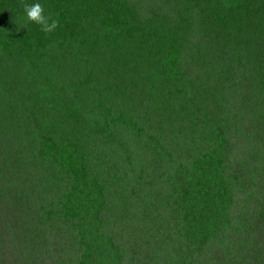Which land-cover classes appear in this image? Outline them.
<instances>
[{"label": "trees", "instance_id": "trees-1", "mask_svg": "<svg viewBox=\"0 0 264 264\" xmlns=\"http://www.w3.org/2000/svg\"><path fill=\"white\" fill-rule=\"evenodd\" d=\"M68 1L74 0H0V61L7 67L0 72V240L3 232L13 236L18 231L25 246L33 248V256L46 248L49 258L56 256V264H264V74L251 77L247 71L252 63L264 68V49L249 54L243 47L227 65L220 63L213 44L208 45L204 62L194 54L185 56L173 32L179 22L190 20L184 19V10L191 11L194 0H173L164 6L157 0H95L89 12L92 0H85L88 13L69 12ZM33 2L41 3L49 22L58 21L53 31L44 33L40 25L27 21L24 6ZM248 3L241 0L237 9H245ZM120 7L128 22H119ZM128 13L134 17L131 21ZM226 13L215 8L214 24ZM142 18L153 25L157 44L150 47L146 40L129 51L127 41L119 38L121 24L127 32L137 21L134 33L146 38ZM261 18L264 31V15ZM83 19L101 33L92 43L85 29L78 35ZM105 57L116 64L119 78L120 66L125 69L132 64L130 71L138 70L140 77L130 78L123 72L124 78L142 80L145 86L154 81L150 78L157 70L161 76L169 75L168 70L175 72L182 83L175 79L167 84L172 85L174 98L180 95L190 100L203 92L206 84L201 80H216L223 98L205 116L192 103L182 105L179 114L172 103L175 100L162 103L161 111L174 114L160 115L169 118L172 131L190 120L188 131L179 130L183 145L177 160L160 152L159 160L149 163L126 157L124 173H106L95 166L108 154L107 147L101 146L107 154L99 157L94 149L97 140L88 133L77 135L76 129H98L100 134V129L109 130L113 135L103 138L107 145L121 138V128L127 125L126 116L115 110L119 84L108 82L107 77L108 89L103 94H108L109 111L98 117L83 113L95 111V92L87 91V76L76 85L77 73L87 60L105 63ZM110 71L109 78L114 67ZM86 93L87 98L81 99ZM148 100L153 102L154 97ZM62 109L68 112L72 136L62 137V146L58 150L57 145L53 157L41 139L48 134L49 124L58 120L52 114ZM159 129L162 137L165 125ZM131 130L130 143L136 151L143 141L136 137L134 126ZM162 143L157 140V148ZM234 159L240 160L238 168ZM49 162L50 170L73 172L66 190L72 188L76 202L68 197L65 203L48 205L43 190L52 174L45 167ZM62 178L52 176L51 187L59 186ZM79 182L80 191L76 190ZM142 192L147 205L139 201ZM170 195L174 201L169 205ZM151 197L157 200L155 208ZM88 204L87 216L94 222L105 213L124 225L121 236L103 238L98 250H94L95 240L77 234V230L82 233L77 229L78 213H84ZM75 218L76 223L71 222ZM49 233L51 243L44 240ZM72 249L78 251L67 253Z\"/></svg>", "mask_w": 264, "mask_h": 264}, {"label": "clouds", "instance_id": "clouds-1", "mask_svg": "<svg viewBox=\"0 0 264 264\" xmlns=\"http://www.w3.org/2000/svg\"><path fill=\"white\" fill-rule=\"evenodd\" d=\"M94 1L95 0H92L88 12L93 10L92 4L94 3ZM157 1L160 3V6H164L167 2L173 0ZM151 2L155 3V0H151ZM227 2L228 0H212L210 2L208 0H194L195 6H193V9L191 8V11L189 9L187 11L184 10V19L190 20L186 22H179V25H175L176 31L173 32V35L175 42L177 43V47L184 50L185 56L188 54H194L198 57V59L204 62L206 60L205 55L208 45L213 44L219 51L220 63L222 65H227L229 63V60H231L235 56L236 52L241 50L243 47H245L246 50L249 51V54L259 52L264 49V31L261 29V17L264 15V0H250V3L246 4L245 9L241 10L237 9V5L241 3V0H231V3H229L228 5ZM67 7L69 12L74 10L83 13H88L85 12V0H74L73 2L68 1ZM215 8H217L218 12H227V15L221 20L216 21L217 23L214 24L213 14L215 13ZM119 11H121L122 13L121 19H118L119 22H128V17L126 16V13L123 12L122 7L119 8ZM244 11L246 12L244 13L243 17H241L240 14ZM24 14L26 16L27 21H31L40 25L41 31H43L44 33H49L58 26V21L55 19H52L51 22H49V17L45 14L44 8L39 2L26 4L24 6ZM149 14L150 12H147V17L149 16ZM128 15L131 21L134 17H132L129 13ZM114 21L116 20L113 18V22ZM141 23L146 28V38H144L142 35L134 33L133 29H137V21L132 27H130V29L127 30V32L126 26H123L124 24H121L122 27L119 33V38H123L124 41H127L125 47L129 51H134L135 49H137V47H140L139 43L145 42L146 40H149L150 47L152 45L157 44L158 36L154 33L153 25H151V22L147 24L146 19L142 18ZM83 29L86 30L87 37L90 43L94 42L95 39L101 36L100 31H98L94 25H88L85 19H83V22L77 30L78 35H80ZM129 31H131V35L128 34ZM168 39L172 40V34H170ZM2 50L3 48L0 46V53ZM86 62L87 63H84L77 73V77L75 79L76 85L79 86L81 78L87 76L89 83L86 89L87 91L95 92V94L93 95L94 97L92 99L95 100V102L93 101L95 111L97 108V102L100 101L102 103H105L106 111L104 114H107V111H109L110 109V103H108V94H103L108 89L107 84H105V77H107L108 82L113 83L114 81H117V85L119 84L120 92H118V101L116 102L117 109L115 110L119 114L126 116V126H131V128L134 126L136 129L135 132L137 134L136 137H138L141 141H143V133L146 132H150L153 134L151 136V140L153 143L157 144V140L159 139L163 141L159 133V128L160 125H165V129L166 124H169L171 126V123L168 120L169 118L165 119L161 116L157 118L156 123L158 125V131L153 128L152 125H150L152 129H150L148 124L143 125L144 129L140 130V123L138 121H144L143 115L151 116L157 113H159V115L168 113L167 117L173 116L174 114H172L171 111H161V106L163 105L162 103L166 100H170L169 102L175 100L172 101V103L174 104L178 114L182 110V105H185V103H192L191 106L194 104V108H198V113L201 116H205L211 113L210 111H214L215 106L219 105V102L223 98V95H219V92L216 88V80H210L207 78L201 80V82L206 84L205 86L201 87L203 88L202 93H197L190 100L182 99V97L178 95L177 97H179V99L174 98L175 96H172L173 87L172 85L167 86V84L170 83V81H175V79H177L178 83H182V79L171 70H168L169 75L165 74L163 76H161L159 71L157 70V74L155 75V77L150 78L154 81L145 86L142 80L133 81L124 78L123 72H126L127 77L130 78H134L136 77V75H138V70L130 71V69L132 68V64L129 66H125V69L120 66L121 77L119 78L118 68L116 64H112L109 61H106V57L105 63L98 62L95 60H87ZM4 65L5 63L0 61V72L7 71V67H5ZM72 66L74 67L75 63H73ZM113 67L115 69V72H112L114 75L109 78L108 71H110V69ZM247 71L248 75H250L251 77L257 74H264V68H262L260 65H255L253 63L248 67ZM21 80L24 81L26 80V78H22ZM75 93H77V91H75ZM97 96L101 97V99H97ZM149 96L154 97L153 102H150L148 100ZM84 98H87V93L82 95L81 99ZM81 99H77V101H80ZM143 99L144 101H142ZM128 101L131 102V111L129 110V107L127 105ZM63 109L61 112L58 113V115L52 114V118H58V120L49 124L50 128L48 134L45 135V139H41L43 143H48L50 154L53 157L54 152L58 151L62 146V137L72 136L68 132V130L70 129L67 122L68 112L64 111L65 109ZM86 111V109L83 110V113L85 114ZM89 112L93 113V111L90 110ZM60 114L61 116L59 117ZM86 117L88 116L86 115ZM126 126H123L121 130H123ZM190 126V120L186 121L183 125H179L175 131H172L171 126V131L173 132L171 136L173 137L170 138L171 142L169 145L164 142L162 143L161 154L164 153L163 157H170L171 154L178 153L179 149H181V146L183 145L180 142L182 139V135L179 130L182 129L188 131V128ZM92 129L94 128L92 127ZM94 130L95 131L88 128L85 129L84 127H80L79 129H76V134L81 135L84 133L87 135L88 133L91 134V136L94 137L95 140H98L99 136L101 135L105 138L107 137L104 129H100V131L103 132L101 134L98 132V129ZM69 141L70 140H68V142L65 144L68 145L70 143ZM57 145H60L58 150ZM76 148H78L77 144L75 145L73 150H75ZM96 154L100 157V153L96 151ZM95 166L98 167V164L95 163ZM45 167H47V169L52 173L49 175V179L51 181L52 176L54 179H57L58 176L61 177L63 175V178L60 181V185L63 187L67 178H73L71 177V175L73 174V172L71 171H65L63 169L50 170V162ZM106 173L109 172L106 171ZM71 179H69V182L71 181ZM50 180L48 181V184H46L45 189L43 190V192L46 191L49 194L54 192V189L56 188L51 187ZM76 190H82L80 182ZM46 192L43 193L44 196L47 194ZM74 195L75 193L72 190L71 194L68 196L70 197V201H72V196ZM68 197H65L64 200H66ZM47 199L49 202V195H47ZM81 202L82 201L80 199L78 203L79 207L83 206Z\"/></svg>", "mask_w": 264, "mask_h": 264}, {"label": "rangeland", "instance_id": "rangeland-1", "mask_svg": "<svg viewBox=\"0 0 264 264\" xmlns=\"http://www.w3.org/2000/svg\"><path fill=\"white\" fill-rule=\"evenodd\" d=\"M141 75H144V72H141ZM136 77H140V75H136ZM97 99H101V97H96ZM129 110L131 111V102L128 101L127 103ZM106 111V105L105 103L102 102H97V108L95 112H89L86 111L85 114L89 117H98L100 114H104ZM159 113L155 114V115H143L144 117V121H138L139 127L141 128L140 130L144 129L143 125L148 124L149 128L152 129L150 127V125L153 126V128H155L158 131V125L156 123L157 118H159ZM106 136H112L113 133H111L109 130L104 129ZM115 133V132H114ZM123 134V135H122ZM133 131L131 130V128L129 127H125L121 133L122 137L121 138H117L113 143H109V144H105L104 136H99L98 140H97V148H94L98 153H103V154H107V152L105 150H103L101 148V146H105L107 147L108 150V154L105 155L103 158L97 160L95 163L98 164V167L102 168L104 171H110V170H119V171H123L124 173V169L126 167V162H125V158H141V162L144 161L146 163H149L150 161L153 160H159V154L161 152V149L157 148L156 143H153L151 140V136L153 135L150 132H146L143 133L142 138H143V144L141 146L138 147V149L136 151L133 150L131 143H130V137L132 136ZM173 134V132L171 131V126L169 124H166V129L165 132L162 134V139L163 142L166 143L167 145L170 144L171 139L173 136H171ZM249 150V148L247 150H245L246 152ZM180 151V149H179ZM178 155H180V153H178ZM171 160H177V153L171 154L170 155ZM121 159V161L119 160ZM174 159V160H173ZM118 161V163H117ZM162 163L159 162L158 164ZM234 163H235V167L238 168L239 164H240V160L238 159H234ZM119 164V165H118ZM101 177H111V175L108 174H103ZM69 179L71 178H67L64 187L59 185L58 187H56L54 189V192H52L51 194H46L49 195V202L48 205H50L51 203H57V202H64V198L68 197L71 194L72 189L66 190L71 184L69 182ZM148 178H146L145 181H147ZM86 182V181H85ZM108 192H110V190H108ZM107 192V193H108ZM146 194L144 192L139 194V201H144V203L146 202ZM74 196H72V201L76 202V200H74ZM151 201L153 203V208H155L157 205L155 203H157V200L154 197H151ZM174 201V197L172 195L169 196V200L168 203L169 205L171 204V202ZM146 204V203H145ZM47 206V204H45ZM147 205V204H146ZM90 207V204H88L86 206V208L84 209V213L80 212L79 217H78V225H77V229H79L82 233H80L77 230V234L79 235V237L81 238L82 235H87L89 238L95 240V249L94 250H98L100 247V243L103 241L104 239H107L109 237H111L113 234L114 235H120L121 236V231L122 228L124 227V225L121 222V219L118 220V222H116L114 219H111L109 217L106 216L105 213L100 214L97 219V222H94L93 217L92 216H87L90 215V213L88 212V209ZM174 207V206H173ZM59 213V212H57ZM71 222H75L76 223V218L72 219ZM70 222V224H72ZM113 225L112 226H110ZM102 225H104L103 230L97 231V228H100ZM106 226V228H105ZM113 228L112 232L110 229ZM0 229H1V223H0ZM120 231V232H119ZM51 236L50 233L48 234V237L44 240L47 241V243H51ZM0 248H4L3 251H5V249H7V251L5 252H0V264H56L57 258L56 256H53L49 258L48 253H46V248H42V251H38V253L40 254L39 256H33V248L27 247L25 246V241L23 239L20 238V234L18 231H15L13 236L10 235H5L4 232L2 233V238L0 240ZM74 251H78L77 249H72L70 252V255H74ZM79 252H83V251H79ZM69 255V256H70ZM74 258V257H73ZM171 263V262H170Z\"/></svg>", "mask_w": 264, "mask_h": 264}]
</instances>
